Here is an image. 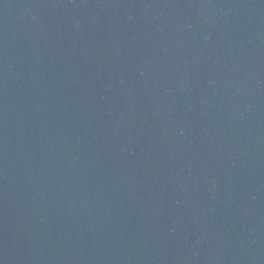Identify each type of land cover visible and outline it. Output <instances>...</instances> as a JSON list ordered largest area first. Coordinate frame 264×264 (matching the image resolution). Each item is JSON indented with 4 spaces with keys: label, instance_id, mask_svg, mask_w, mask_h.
<instances>
[{
    "label": "water",
    "instance_id": "obj_1",
    "mask_svg": "<svg viewBox=\"0 0 264 264\" xmlns=\"http://www.w3.org/2000/svg\"><path fill=\"white\" fill-rule=\"evenodd\" d=\"M0 264H264V0H0Z\"/></svg>",
    "mask_w": 264,
    "mask_h": 264
}]
</instances>
